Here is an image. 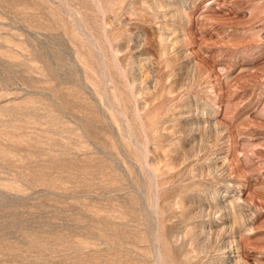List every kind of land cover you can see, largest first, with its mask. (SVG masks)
<instances>
[{"label": "rangeland", "instance_id": "374dc122", "mask_svg": "<svg viewBox=\"0 0 264 264\" xmlns=\"http://www.w3.org/2000/svg\"><path fill=\"white\" fill-rule=\"evenodd\" d=\"M0 264H264V0H0Z\"/></svg>", "mask_w": 264, "mask_h": 264}]
</instances>
